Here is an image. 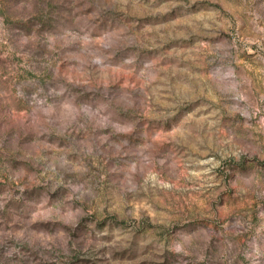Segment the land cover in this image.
I'll list each match as a JSON object with an SVG mask.
<instances>
[{
	"label": "rangeland",
	"instance_id": "obj_1",
	"mask_svg": "<svg viewBox=\"0 0 264 264\" xmlns=\"http://www.w3.org/2000/svg\"><path fill=\"white\" fill-rule=\"evenodd\" d=\"M0 264H264V0H0Z\"/></svg>",
	"mask_w": 264,
	"mask_h": 264
}]
</instances>
